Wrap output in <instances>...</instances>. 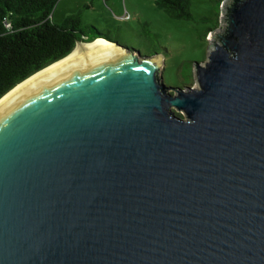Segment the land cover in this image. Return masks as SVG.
Instances as JSON below:
<instances>
[{
  "label": "water",
  "instance_id": "water-1",
  "mask_svg": "<svg viewBox=\"0 0 264 264\" xmlns=\"http://www.w3.org/2000/svg\"><path fill=\"white\" fill-rule=\"evenodd\" d=\"M207 39L195 87L78 40L0 104V264H264V0Z\"/></svg>",
  "mask_w": 264,
  "mask_h": 264
},
{
  "label": "rangeland",
  "instance_id": "rangeland-1",
  "mask_svg": "<svg viewBox=\"0 0 264 264\" xmlns=\"http://www.w3.org/2000/svg\"><path fill=\"white\" fill-rule=\"evenodd\" d=\"M188 4L190 17L173 18L156 0H57L51 19L61 22L79 12L80 26L94 27L86 28L87 35L97 34L137 51L138 56L159 54L165 85L195 87L193 65L206 60L207 35L219 27V14L214 0H188ZM176 114L184 116L181 111Z\"/></svg>",
  "mask_w": 264,
  "mask_h": 264
},
{
  "label": "trees",
  "instance_id": "trees-1",
  "mask_svg": "<svg viewBox=\"0 0 264 264\" xmlns=\"http://www.w3.org/2000/svg\"><path fill=\"white\" fill-rule=\"evenodd\" d=\"M224 0H214L219 14ZM57 0H0V97L36 71L67 55L76 41L98 37L80 26V13L51 19ZM173 18L190 17L188 0H156ZM218 20V19H217ZM172 81V80H171Z\"/></svg>",
  "mask_w": 264,
  "mask_h": 264
},
{
  "label": "bare ground",
  "instance_id": "bare-ground-1",
  "mask_svg": "<svg viewBox=\"0 0 264 264\" xmlns=\"http://www.w3.org/2000/svg\"><path fill=\"white\" fill-rule=\"evenodd\" d=\"M97 38V37H96ZM115 44L107 39H104V38H97L91 42H87V43H78L75 48L73 50H75L76 48H80V49H83L86 54H89L91 52H94V51H98V50H102V49H105V48H108L110 46H114ZM73 50L67 54L66 56L70 55ZM64 56V57H66ZM62 57V58H64ZM61 58V59H62ZM60 60V59H58ZM57 60V61H58ZM56 62V61H55ZM54 63V62H53ZM52 64V63H51ZM50 65V64H49ZM48 65V66H49ZM47 67V66H46ZM44 67V68H46ZM43 68V69H44ZM43 69H40L39 71L43 70ZM39 71L33 73L32 75L28 76L27 78H25L24 80H22L21 82H19L17 85H15L12 89H10L8 92H6L1 98H0V104L2 102H4L18 87H20L24 82H26L28 79H30L32 76H34L36 73H38Z\"/></svg>",
  "mask_w": 264,
  "mask_h": 264
}]
</instances>
